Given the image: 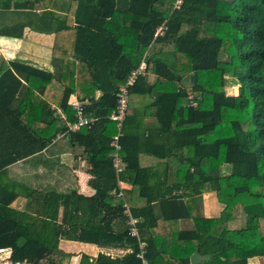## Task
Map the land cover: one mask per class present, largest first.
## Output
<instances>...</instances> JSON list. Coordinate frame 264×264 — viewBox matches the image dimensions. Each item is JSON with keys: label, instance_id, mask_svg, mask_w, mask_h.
Listing matches in <instances>:
<instances>
[{"label": "trees", "instance_id": "16d2710c", "mask_svg": "<svg viewBox=\"0 0 264 264\" xmlns=\"http://www.w3.org/2000/svg\"><path fill=\"white\" fill-rule=\"evenodd\" d=\"M38 1L0 0L1 10L25 16L0 35L20 38L27 27L54 33L53 70L20 58L5 68L0 60V170L41 152L61 133L84 148L96 191L26 187V196L43 207L33 215L12 206L17 191L0 187V248L10 247L7 259L64 264L74 254L60 246L64 237L131 247L95 261L84 254L80 264H142L127 203L150 264H191L196 250L210 256L198 264H249L256 256L264 263V0H61L55 10L44 3L43 14ZM160 25L167 28L155 36ZM143 58L147 74L130 87L131 96L151 98L157 124L140 132L145 111L130 101L120 137L125 167L117 172L118 127L109 117L118 86ZM191 73L195 86L183 87ZM229 80L237 93L228 91ZM73 95L87 102V114L100 117L77 131L52 108L76 121ZM129 135L138 143L128 142ZM143 153L162 161L143 165ZM122 187L129 189L119 195ZM227 189L232 193L224 200ZM208 193L217 196L214 209L205 202ZM245 193L256 199L242 203ZM61 205L63 219L55 225ZM184 219L193 227L182 228Z\"/></svg>", "mask_w": 264, "mask_h": 264}, {"label": "crops", "instance_id": "0c3cea01", "mask_svg": "<svg viewBox=\"0 0 264 264\" xmlns=\"http://www.w3.org/2000/svg\"><path fill=\"white\" fill-rule=\"evenodd\" d=\"M59 2H61V0H39L37 2V13H45L43 11L45 7L44 3L48 4V9L55 10L56 4ZM63 12V10H58L59 14H63ZM24 19L25 16L18 15L15 11H5L0 9V28L8 25H14L20 21H25ZM9 40H15L17 41L16 45L19 44L18 48H16L17 51L14 56H12V54L9 52L11 50H6L3 47V42L5 43ZM53 43L54 33H42L30 27L25 29L24 36L20 38L9 35H0V49L2 52L1 59L3 56L5 57L2 59L5 68L10 65L11 59L20 58L35 65H39L40 67L53 70ZM40 45L45 46L44 51L46 52L44 53H46V56L44 59L41 58V60H37L38 55H35V53L40 51ZM22 46H25V51L22 49ZM19 52L20 56L17 55ZM38 80L40 79H31L33 84H37ZM73 97H75V95H73ZM150 100L151 98L148 96H142L138 94L131 96V102L135 106H139L141 111H145V120L140 132H142L146 126H155V124H157L156 118L150 115L151 110L148 106ZM144 107L145 109H143ZM62 136L55 141L52 140L45 148H43L41 152L17 160L16 162L0 170V187L9 185L12 190H15L19 193L17 199L12 203V206L23 210H29L33 215H37L39 207L40 209L43 208L29 196H26V187H31L38 190L53 189L62 193H66L72 189H78L79 192L86 195H92L95 193V188L90 184L92 174L88 171L89 164L86 159L87 156L84 152V148H81L80 146H72L69 138ZM138 141V136H128V142L136 144ZM160 161L162 160L151 154L143 153L141 155V163L143 165H155ZM74 179L77 180V183H75L76 186L71 187V184L74 183L72 180ZM206 196L207 197L205 198L207 199H205V202L208 204V206L214 209V202L216 201L217 196L211 195L210 193H208ZM63 210L64 206H59L57 220H54L55 225L62 222ZM114 226L116 229L121 227L119 225L118 219L114 221ZM181 227H193V220H181ZM229 238L236 239V237ZM60 246L68 252L74 253L70 258H67L64 261V264H80L81 257L84 254L88 255L92 261H95V259L101 253L110 254L112 257H120L126 254L131 248L130 246L108 247L90 242L67 240L64 237H62L60 240ZM192 254L190 255L191 264H193L191 260ZM261 262L262 261L258 256L250 258L249 260V264H261Z\"/></svg>", "mask_w": 264, "mask_h": 264}, {"label": "built area", "instance_id": "2783aa9c", "mask_svg": "<svg viewBox=\"0 0 264 264\" xmlns=\"http://www.w3.org/2000/svg\"><path fill=\"white\" fill-rule=\"evenodd\" d=\"M182 2V0L178 1V5ZM167 28L166 25H160L157 28V31L155 33V36H158L159 34H163L165 29ZM2 57V52L0 49V60ZM147 74V62L146 59L143 58L142 62L139 64L138 67L134 68L131 73L128 75L126 81L124 83H121L118 86V90H117V98H118V102H117V106L116 108L112 111V113L110 114V119L116 121L117 123V127H118V132L116 134L113 135L112 138V145L115 148L112 157H113V163L114 166L117 169V172H121L123 171L124 167H125V161L123 159V157L120 154V150L122 148V144L120 142V137L122 135V127L124 124V121L127 117V110L129 108L130 105V101H131V90L130 87L135 83V81L137 80V78L141 75H146ZM86 101L83 100H79L78 98H75L74 100V108L76 110V121L72 122L69 121L67 119V114L66 112L63 110V108L58 107L57 105H52V108L56 110L57 113H59L63 119L67 120V126H68V130L69 131H77L79 130L81 127L83 126H91L93 125L96 121L99 120L100 117L93 115V114H87L86 113ZM62 136V134H58L57 137L53 138V141L57 140L58 138H60ZM129 187H122V190L119 192V195H124L125 194V190H128ZM125 207V213L127 214V216L129 217L128 223L130 225V229L129 232L131 235L136 236L138 238L139 241V248L136 252V255L138 258L141 259L142 264H150L149 258L147 256V243L141 239L140 233H139V229L137 226V219L134 217L130 206L125 203L124 204ZM10 250V248H0V264H33L27 261H11L9 259H7V257L5 256V254Z\"/></svg>", "mask_w": 264, "mask_h": 264}, {"label": "rangeland", "instance_id": "374dc122", "mask_svg": "<svg viewBox=\"0 0 264 264\" xmlns=\"http://www.w3.org/2000/svg\"><path fill=\"white\" fill-rule=\"evenodd\" d=\"M234 1H236V0H234ZM16 43H17V41H15V40H9L8 42H3V47L6 49V50H11V51H9L11 54H12V56H14L15 55V53H16V48H18V46H19V44L18 45H16ZM40 47V51H38L37 53H35V55H38V59L37 60H41V58L42 59H44V57L46 56V53H44V52H46V51H44L45 50V46L44 45H40L39 46ZM154 47H156L157 48V44H154L153 46H152V48H154ZM22 49H24V51H25V46H22ZM30 51V50H29ZM26 53V52H25ZM17 55L18 56H20V52L19 53H17ZM3 58H5L4 56H3ZM2 58V59H3ZM232 80V79H231ZM231 80H229V84L227 85L228 87H227V89H228V91L230 92V93H237V89H238V86L236 87L235 85H233L234 84V82H231ZM73 177H74V175H73ZM72 182H74V183H72L71 184V187L73 186V187H75L76 185H75V183H77V180L76 179H74V180H72ZM232 193V190L231 189H227V190H223V191H221V197L224 199V200H226V199H228L229 198V196H230V194ZM239 198H240V200H241V202L242 203H247V202H250V201H253V200H255L256 199V197L254 196V195H251V194H249V193H245V194H242V195H239ZM243 217V216H242ZM251 223H253V224H261V222H257V221H255V219L254 218H250V220H249ZM245 221H244V219L243 218H241V219H238V225H242V223H244ZM262 227H263V229H264V222H262ZM234 228H235V226H234ZM229 237H236V235H235V233L234 232H231L230 234H229ZM261 264H264L263 262H261Z\"/></svg>", "mask_w": 264, "mask_h": 264}, {"label": "water", "instance_id": "95a60500", "mask_svg": "<svg viewBox=\"0 0 264 264\" xmlns=\"http://www.w3.org/2000/svg\"><path fill=\"white\" fill-rule=\"evenodd\" d=\"M197 81V76L195 73H191L186 75L182 81H181V85L183 87H193L195 86ZM210 258V256H203L199 251H196L195 253L192 254L191 256V260L193 264H198L201 261Z\"/></svg>", "mask_w": 264, "mask_h": 264}]
</instances>
